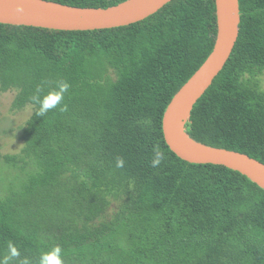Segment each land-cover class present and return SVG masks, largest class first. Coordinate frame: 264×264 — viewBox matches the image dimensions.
<instances>
[{
	"label": "trees",
	"instance_id": "1",
	"mask_svg": "<svg viewBox=\"0 0 264 264\" xmlns=\"http://www.w3.org/2000/svg\"><path fill=\"white\" fill-rule=\"evenodd\" d=\"M239 3L233 53L186 127L264 164V0ZM216 36L215 0L105 30L0 23V92L32 109L20 152L0 154V264H264V190L164 138L169 103Z\"/></svg>",
	"mask_w": 264,
	"mask_h": 264
},
{
	"label": "water",
	"instance_id": "2",
	"mask_svg": "<svg viewBox=\"0 0 264 264\" xmlns=\"http://www.w3.org/2000/svg\"><path fill=\"white\" fill-rule=\"evenodd\" d=\"M173 0H126L108 8L74 7L47 0H0V23L58 31H95L129 26L159 12ZM217 36L211 54L179 89L163 117L169 148L192 164L224 166L264 190V164L246 154L198 142L187 132L192 111L224 69L238 41L239 0H215Z\"/></svg>",
	"mask_w": 264,
	"mask_h": 264
},
{
	"label": "rangeland",
	"instance_id": "3",
	"mask_svg": "<svg viewBox=\"0 0 264 264\" xmlns=\"http://www.w3.org/2000/svg\"><path fill=\"white\" fill-rule=\"evenodd\" d=\"M264 85V75L261 77ZM16 93L13 91L0 92V154H18L22 148L21 129L32 115V109L23 111L13 110V102ZM0 190L2 189L1 177L7 176V172L1 174Z\"/></svg>",
	"mask_w": 264,
	"mask_h": 264
}]
</instances>
